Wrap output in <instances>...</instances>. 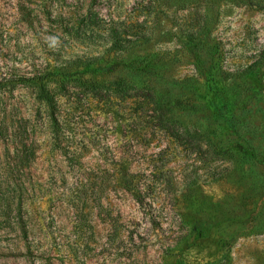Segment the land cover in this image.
<instances>
[{
	"label": "rangeland",
	"instance_id": "1",
	"mask_svg": "<svg viewBox=\"0 0 264 264\" xmlns=\"http://www.w3.org/2000/svg\"><path fill=\"white\" fill-rule=\"evenodd\" d=\"M0 264H264V0H0Z\"/></svg>",
	"mask_w": 264,
	"mask_h": 264
},
{
	"label": "trees",
	"instance_id": "2",
	"mask_svg": "<svg viewBox=\"0 0 264 264\" xmlns=\"http://www.w3.org/2000/svg\"><path fill=\"white\" fill-rule=\"evenodd\" d=\"M96 59L91 60H75L72 63L76 65H83L84 68L82 71L78 72V77L75 80L80 81L82 87L86 89H91L95 86L92 84L94 83L92 77H102L105 75H109L111 73L110 68H106L103 66H96L94 68H91V64L93 62H96ZM28 83H31L37 91L38 98L46 105L48 116L50 120V126H51V133L53 135L54 145L56 148H58L63 153H69V146L67 144H62L61 137L64 134V122L60 120V105L58 100L53 94H50L49 92V84L56 85L58 91H66L70 84V79L67 77V75L63 73H59L56 76H54L51 79L45 78H35V79H29L26 80ZM139 91L142 93L143 98H150L151 100H154L156 98V95L154 93V90L147 84L142 85L139 88ZM145 92V93H143ZM161 122H166L165 114L159 113L157 116ZM182 136H177L176 138L179 139ZM72 158H78L79 155L73 151L71 153ZM71 158V159H72ZM75 159V160H76ZM119 183L122 184V187L126 191H134L133 194L139 193V187L137 186V183L134 181V174L130 172L122 173L120 177H118ZM121 181V182H120Z\"/></svg>",
	"mask_w": 264,
	"mask_h": 264
}]
</instances>
